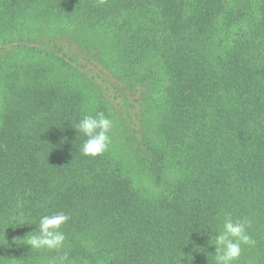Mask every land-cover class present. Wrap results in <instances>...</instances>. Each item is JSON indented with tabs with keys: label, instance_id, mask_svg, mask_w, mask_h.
<instances>
[{
	"label": "trees",
	"instance_id": "trees-1",
	"mask_svg": "<svg viewBox=\"0 0 264 264\" xmlns=\"http://www.w3.org/2000/svg\"><path fill=\"white\" fill-rule=\"evenodd\" d=\"M99 112L133 155L80 152ZM57 212L61 250L24 243ZM226 214L264 264V0H0V264H215Z\"/></svg>",
	"mask_w": 264,
	"mask_h": 264
},
{
	"label": "clouds",
	"instance_id": "clouds-1",
	"mask_svg": "<svg viewBox=\"0 0 264 264\" xmlns=\"http://www.w3.org/2000/svg\"><path fill=\"white\" fill-rule=\"evenodd\" d=\"M113 127V120L103 112L96 115H85L74 126L78 133H83L86 137L79 149L80 152L90 157L103 155L112 143ZM69 219L70 216L64 212L42 216L38 230L36 228L31 232L34 234L27 235L24 243L30 245L31 249L61 250L66 240L65 233L61 229ZM251 225L252 221L248 218L234 220L231 214L225 215L222 231H217L218 234L210 240V243L216 246L215 264H237L245 246L255 247L256 241L248 231ZM66 258L65 256L64 259ZM249 264L253 262L250 261Z\"/></svg>",
	"mask_w": 264,
	"mask_h": 264
},
{
	"label": "rangeland",
	"instance_id": "rangeland-1",
	"mask_svg": "<svg viewBox=\"0 0 264 264\" xmlns=\"http://www.w3.org/2000/svg\"><path fill=\"white\" fill-rule=\"evenodd\" d=\"M69 29V28H73L72 24L68 23V24H64V23H44V24H40V25H36L33 31V33H28L27 36H31V35H35L37 34L38 36H43V37H47L52 33L55 34H59L62 31V29ZM53 35V34H52ZM73 41H79V40H73ZM95 42L97 41V45H98V51L101 52L104 57H109V55L106 53V48H108L107 46V42H109L110 40H105L103 37H100L99 40L97 38V40H94ZM31 54V52L29 53ZM64 72V71H62ZM65 73V72H64ZM58 74H61V70L58 71ZM119 77V75L117 76ZM84 85V84H82ZM89 87V86H88ZM89 94H90V102L91 103H96L97 101L100 100V98H103L101 95V91L96 88L95 90L89 87L88 90ZM108 103H110V100L107 101ZM154 103L150 102L149 104V109L152 112L154 110ZM114 112V111H113ZM113 122H114V131L112 134V143H111V147L115 148L117 151L122 152L124 155L128 156V155H133L132 151L130 150L129 146L126 145L124 143V131L123 129H121L122 126V119H119L116 116V113L113 114V118H112ZM138 163V162H137ZM137 163H134V166L138 165ZM140 183L150 189V190H155V191H160L162 190L161 187L159 186H154L152 181L150 180V178L148 177L147 174L142 173L140 175Z\"/></svg>",
	"mask_w": 264,
	"mask_h": 264
}]
</instances>
